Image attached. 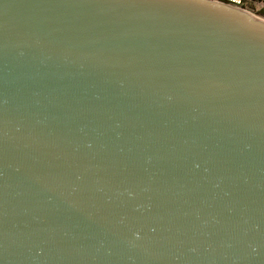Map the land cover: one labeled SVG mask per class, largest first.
<instances>
[{
	"label": "water",
	"instance_id": "1",
	"mask_svg": "<svg viewBox=\"0 0 264 264\" xmlns=\"http://www.w3.org/2000/svg\"><path fill=\"white\" fill-rule=\"evenodd\" d=\"M0 264H264V22L0 0Z\"/></svg>",
	"mask_w": 264,
	"mask_h": 264
},
{
	"label": "rangeland",
	"instance_id": "2",
	"mask_svg": "<svg viewBox=\"0 0 264 264\" xmlns=\"http://www.w3.org/2000/svg\"><path fill=\"white\" fill-rule=\"evenodd\" d=\"M229 1L232 2L230 4L231 6L246 11L249 14H252L264 20V16L260 14L264 11V0H229Z\"/></svg>",
	"mask_w": 264,
	"mask_h": 264
},
{
	"label": "trees",
	"instance_id": "3",
	"mask_svg": "<svg viewBox=\"0 0 264 264\" xmlns=\"http://www.w3.org/2000/svg\"><path fill=\"white\" fill-rule=\"evenodd\" d=\"M219 1H222V2H225V3H228V4H231L232 3L229 0H219ZM260 14L264 16V11L262 13H260Z\"/></svg>",
	"mask_w": 264,
	"mask_h": 264
},
{
	"label": "bare ground",
	"instance_id": "4",
	"mask_svg": "<svg viewBox=\"0 0 264 264\" xmlns=\"http://www.w3.org/2000/svg\"><path fill=\"white\" fill-rule=\"evenodd\" d=\"M254 19H257V20H259V21H263L264 22V20H262V19H260V18H258V17H256V16H254V15H252V14H250ZM256 17V18H255Z\"/></svg>",
	"mask_w": 264,
	"mask_h": 264
}]
</instances>
